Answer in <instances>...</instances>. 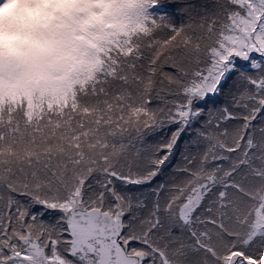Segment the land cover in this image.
<instances>
[{
    "label": "snow or ice",
    "instance_id": "1",
    "mask_svg": "<svg viewBox=\"0 0 264 264\" xmlns=\"http://www.w3.org/2000/svg\"><path fill=\"white\" fill-rule=\"evenodd\" d=\"M0 264H264V0H2Z\"/></svg>",
    "mask_w": 264,
    "mask_h": 264
},
{
    "label": "rangeland",
    "instance_id": "2",
    "mask_svg": "<svg viewBox=\"0 0 264 264\" xmlns=\"http://www.w3.org/2000/svg\"><path fill=\"white\" fill-rule=\"evenodd\" d=\"M2 0H0V2H1Z\"/></svg>",
    "mask_w": 264,
    "mask_h": 264
}]
</instances>
